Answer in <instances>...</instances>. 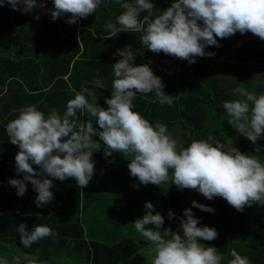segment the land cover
Returning <instances> with one entry per match:
<instances>
[{
    "label": "trees",
    "instance_id": "obj_1",
    "mask_svg": "<svg viewBox=\"0 0 264 264\" xmlns=\"http://www.w3.org/2000/svg\"><path fill=\"white\" fill-rule=\"evenodd\" d=\"M44 2L46 8H53V0ZM172 2L152 0L160 11ZM37 10L22 13L7 4L0 6V256H6L12 264H27L25 256L37 251L39 264H118L132 257L128 264H149L148 242L135 232L133 224L125 225L121 220L141 218L147 211L145 203L151 202L153 212L164 216V227L181 235L180 220L186 208L199 218L198 226L214 227L218 238L199 242L215 246L224 256L222 264H231L232 250L251 264H264V206L253 204L237 211L221 197L208 200L198 191L180 190L174 184L142 185L130 175V161L119 153L105 156L103 145L93 154L95 171L86 187L79 188L74 178H53V200L37 207V193L30 182H26L23 196H18L17 189L9 184L10 178H22L23 174L15 170L19 148L6 133L7 123L18 114L15 110L23 106L35 105L46 115L54 108L63 115L67 101L75 95L73 89L94 90L97 102L107 107L105 98L111 96L113 65L121 59L117 50H131L135 55L133 64H148L165 84L164 91L173 97L172 105L161 106L152 93L138 94L134 110L153 125L157 121L166 125L179 147L213 136L225 143L232 140L242 153L264 162V136L252 144L227 123L229 117L223 108L224 101L237 98L235 87H254L258 95L264 93V40L250 32L217 37L218 47L205 48L214 56L197 57L189 63L163 52L153 53L141 44L140 33L120 32L107 38L105 24L115 22L123 11L112 0L82 18L79 23L87 28L77 32L76 23L67 22L70 14L46 22L40 15L36 18ZM145 15L142 12L141 19ZM238 40L240 43L235 45ZM95 79L103 80L105 87L95 88ZM87 119L80 116L82 122ZM94 127H99L95 121ZM33 167L38 169L37 165ZM193 200L209 205L214 212L193 207ZM170 210L174 213L171 219ZM104 216L112 220L109 231L103 222L99 225ZM20 223L29 230L36 224L49 226L58 237L25 248L19 238ZM117 227L124 231L119 232ZM96 235L103 236L102 240Z\"/></svg>",
    "mask_w": 264,
    "mask_h": 264
},
{
    "label": "clouds",
    "instance_id": "obj_2",
    "mask_svg": "<svg viewBox=\"0 0 264 264\" xmlns=\"http://www.w3.org/2000/svg\"><path fill=\"white\" fill-rule=\"evenodd\" d=\"M102 3L107 4V0H53V8L48 9L44 0L39 4L37 0H0V6L7 4L22 13H31L37 7L36 18L40 15L46 22L70 14L69 24L96 13ZM112 3L123 11L115 22L105 24L107 38L120 32L140 33L141 44L153 53L163 52L189 63H194L197 57L214 56L205 48L218 47L217 37L224 39L237 32H250L264 40V0H173L163 11L156 10L152 0H112ZM154 10L158 12L155 16ZM142 12L147 15L141 19ZM117 52L121 59L113 65L111 96L105 98L107 107L97 102L94 90L82 87L79 92L73 89L75 95L67 101L63 115L54 108L46 115L35 105L15 110L18 114L7 123L6 133L19 148L15 170L23 175L9 180L17 195L23 196L26 182H30L37 193L34 203L42 207L53 200V178L60 181L74 178L83 189L94 175L93 154L103 145L105 156L119 153L130 161L127 165L130 175L142 185L174 184L180 190L198 191L208 200L221 197L237 211L253 204L264 206V162L255 155L242 153L232 140L225 143L213 136L194 139L187 147H179L166 125L159 121L153 125L134 110L138 94L152 93L161 106L172 105L173 97L164 91L162 79L148 64L134 65L131 50ZM92 83L95 88L105 87L101 79ZM233 92L237 98L223 102L229 117L227 123L255 145L264 136V93L258 95L254 87L252 90L235 87ZM80 116L88 119L82 122ZM94 121L98 128L94 127ZM94 136L99 140L93 139ZM192 206L214 212L209 205L195 200ZM144 207L145 214L132 224L135 232L148 242L149 264H222L224 256L215 246L199 243L217 239V230L198 226L199 218L191 208L183 211L181 235L164 227V216L153 212L151 202ZM173 216L170 210L169 219ZM18 233L25 248L45 238L58 237L57 232L43 224L29 230L25 223H20ZM230 255L231 264H251L235 250ZM38 257L37 251L26 255L25 260L27 264H39ZM0 264L12 262L0 256Z\"/></svg>",
    "mask_w": 264,
    "mask_h": 264
},
{
    "label": "rangeland",
    "instance_id": "obj_3",
    "mask_svg": "<svg viewBox=\"0 0 264 264\" xmlns=\"http://www.w3.org/2000/svg\"><path fill=\"white\" fill-rule=\"evenodd\" d=\"M172 137L174 138V136L172 135ZM100 216L98 215V218H99ZM106 217L104 216L103 217V219H101V223L99 224V225H101L102 224V222L104 223V224H106L105 226H106V231H109L110 230V226L109 225H112V220H110V218L109 219H105ZM106 220L107 221H111V223H106ZM99 221H100V218H99ZM121 222L123 223V224H132V222H133V220H130V219H128V218H123L122 220H121ZM103 226V225H102ZM118 229H119V232H122V231H124L123 229H121V227H117ZM105 232V231H104ZM101 233H103V232H101ZM121 234V233H120ZM108 235H110V234H108ZM96 237H98L99 239H101L102 240V237L103 236H100V235H96ZM200 243V242H199ZM133 257L132 258H129L128 260H126L125 262H120V263H118V264H128V263H131L132 261H133ZM127 261H128V263H127Z\"/></svg>",
    "mask_w": 264,
    "mask_h": 264
},
{
    "label": "crops",
    "instance_id": "obj_4",
    "mask_svg": "<svg viewBox=\"0 0 264 264\" xmlns=\"http://www.w3.org/2000/svg\"><path fill=\"white\" fill-rule=\"evenodd\" d=\"M53 20V19H52ZM79 21H81L82 22V18H81V20H80V18L77 20V22H76V25H75V31L77 32L78 31V29L81 27V26H83V25H81V23L79 24ZM92 25H96L97 23H91ZM86 27V26H85ZM87 28V27H86ZM89 28V27H88ZM240 41L241 40H238V41H236V44L235 45H238L239 43H240ZM77 43H78V41H76Z\"/></svg>",
    "mask_w": 264,
    "mask_h": 264
}]
</instances>
